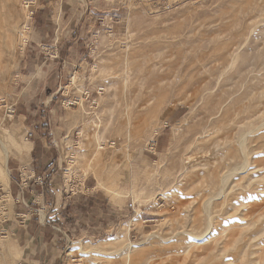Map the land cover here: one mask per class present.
I'll list each match as a JSON object with an SVG mask.
<instances>
[{
    "label": "rangeland",
    "instance_id": "rangeland-1",
    "mask_svg": "<svg viewBox=\"0 0 264 264\" xmlns=\"http://www.w3.org/2000/svg\"><path fill=\"white\" fill-rule=\"evenodd\" d=\"M0 27L7 165L36 136L17 110L52 98L53 191L117 211L56 264H264V0H1ZM8 196L0 185V264H18Z\"/></svg>",
    "mask_w": 264,
    "mask_h": 264
},
{
    "label": "crops",
    "instance_id": "crops-1",
    "mask_svg": "<svg viewBox=\"0 0 264 264\" xmlns=\"http://www.w3.org/2000/svg\"><path fill=\"white\" fill-rule=\"evenodd\" d=\"M38 15H41L40 18L46 16L42 12ZM46 23L39 20L38 24L44 33L50 30L46 27ZM51 99L39 103L34 99H28L23 108H17V112L23 114L21 115L23 121L27 118L33 119L27 129H32L36 134L35 141L30 143L32 148L28 153L27 163L22 164L19 160L12 159L7 165L6 194L10 196L15 207L6 235L12 239V244L21 250V257L16 260L18 264H56L59 250L70 244V238H75L73 232L80 231L82 236L93 230L97 231L98 235L101 232L106 234L110 228H113L111 226L113 222L106 218L117 213L110 211L109 203H106L103 194L95 193L71 201L61 192L53 191V188L57 187L55 183L59 176V159L52 150L50 151L52 140L46 132V124H41L39 121L41 118L39 111L51 112L47 107L51 104ZM25 173L26 178H23V183L20 184L18 177L20 174L24 177ZM36 177H41V186L38 185ZM24 179H28V182ZM20 200L24 207L16 206ZM34 204H37L38 210L33 211ZM19 209L25 213H18ZM117 218L119 215L116 216ZM78 222L91 224V227L88 225L79 227ZM37 256L45 258L36 261Z\"/></svg>",
    "mask_w": 264,
    "mask_h": 264
},
{
    "label": "bare ground",
    "instance_id": "bare-ground-1",
    "mask_svg": "<svg viewBox=\"0 0 264 264\" xmlns=\"http://www.w3.org/2000/svg\"><path fill=\"white\" fill-rule=\"evenodd\" d=\"M1 1V0H0ZM9 1V0H8ZM11 1V0H10ZM6 2V1H5ZM4 4V3H3ZM4 5H6V4H4ZM4 8H5V6H4ZM8 8V7H7ZM25 10L26 9H28V6L26 5L25 7ZM11 9V8H10ZM9 10V9H8ZM7 10V11H8ZM11 11V10H10ZM6 12V11H5ZM5 15V14H4ZM29 15V14H28ZM27 15V16H28ZM6 16V15H5ZM7 16H10L9 14H7ZM25 16V19H24V23L26 24L27 23V20H28V18L26 17V15H24ZM12 17V16H11ZM10 22V21H9ZM11 23V22H10ZM10 23H8V27H7V31H9V33L10 34H14V36L13 37H15V42H19V44H20V46L21 45H23V44H25V42H26V37H25V35L23 34V32L22 31H19L18 30V28L16 27V26H13V25H10ZM7 25V24H6ZM24 26V25H23ZM25 26H27V25H25ZM24 26V27H25ZM1 28V27H0ZM3 29V28H2ZM26 29V28H25ZM4 36V35H3ZM12 38V37H11ZM247 40V39H246ZM12 41V40H11ZM242 41V40H241ZM243 42V41H242ZM14 43V42H13ZM232 44V46H233V43H231ZM235 44V43H234ZM12 46V45H11ZM24 46V45H23ZM22 46V47H23ZM9 47V46H8ZM21 47V48H22ZM235 47H236V45H235ZM228 48H229V46H228ZM233 48H234V46H233ZM232 49V48H231ZM231 49H230V51H231ZM235 49V48H234ZM237 50V49H236ZM235 50V51H236ZM226 51V50H225ZM224 51V52H225ZM223 52V53H224ZM227 52H228V50H227ZM223 53H222V55H223ZM234 53H236V52H234ZM233 53V54H234ZM230 54V53H229ZM232 54V53H231ZM236 55V54H235ZM224 56V55H223ZM223 56H221L222 58H223ZM225 56H227L226 55V53H225ZM233 56V55H232ZM228 57V56H227ZM230 58H231V56H229ZM228 57V58H229ZM234 57V56H233ZM230 58H229V60H230ZM216 61H214V62H217V59H215ZM223 60V59H222ZM222 60H221V63H222ZM226 60V59H225ZM218 61H220V60H218ZM212 62V61H211ZM210 63V62H209ZM225 63H226V61H225ZM229 63H231V61H229ZM212 64H214V63H212ZM211 64V65H212ZM218 65L220 64V63H217ZM211 65H210V67H211ZM226 65L227 64H225L224 66L226 67ZM229 65V64H228ZM227 65V66H228ZM207 66V65H206ZM214 66H215V64H214ZM214 66H212V68H214ZM217 66V65H216ZM205 67V66H204ZM209 67V68H210ZM225 67H223V69L225 68ZM216 68H218L219 69V67L217 66ZM215 69V68H214ZM220 69H221V67H220ZM211 70V69H210ZM203 71V70H202ZM211 78V77H210ZM190 83H191V81H189ZM199 82V81H198ZM205 81L203 80V82L202 83H204ZM189 83V84H190ZM188 84V83H187ZM190 85H192V83L190 84ZM189 85V86H190ZM201 87V86H200ZM199 87V88H200ZM206 87V86H205ZM189 88L190 87H188V88H186V89H188L189 90ZM185 90V89H184ZM203 90V89H202ZM190 92H191V90H190ZM193 92V91H192ZM209 106V105H208ZM213 106V105H212ZM209 108V107H208ZM207 108V109H208ZM210 109V108H209ZM216 109H217V107H216ZM206 111V110H205ZM210 111V110H209ZM205 117H206V115H205ZM96 139V138H95ZM99 139H100V137H99ZM243 139V138H242ZM9 140H10V137H9ZM241 140V139H240ZM7 141V140H6ZM11 141V140H10ZM7 143V142H6ZM14 143H15V141H14ZM9 144V143H8ZM243 144V143H242ZM98 145V144H97ZM11 146V145H10ZM16 146V145H15ZM241 146V145H240ZM23 147H25V146H23ZM244 147V146H243ZM17 148H18V146H17ZM21 147H19V149H20ZM29 148V147H28ZM27 147L26 148H24L25 150L23 151L24 153L26 152V153H28L29 152V149H28ZM102 148H99L98 147V149H97V151H99V150H101ZM17 151H19V150H17ZM20 151H22L21 149H20ZM19 151V152H20ZM10 153H11V151H10V149H9V147L6 145V144H4V143H2V142H0V184L1 185H3L4 186V188L6 189L7 188V184H8V173H7V160L9 159V157H10ZM99 155V154H98ZM97 156V155H96ZM98 157V156H97ZM230 157V156H229ZM230 159H231V157H230ZM227 174V173H226ZM225 175V174H224ZM228 175V174H227ZM201 178V177H200ZM199 179V178H198ZM203 183V182H202ZM99 187H101V186H99ZM230 192V191H229ZM228 193V192H227ZM9 197V196H8ZM6 201V200H5ZM208 225V224H207ZM124 227H126V225L124 226ZM205 227H206V225H205ZM201 228V227H200ZM199 228V229H200ZM209 228V227H208ZM125 229H127V228H125ZM124 229V231H126ZM197 229V228H196ZM206 230H208V229H206ZM206 233V232H205ZM191 235V234H190ZM118 236V235H117ZM194 236V235H193ZM5 239V238H4ZM200 239V238H199ZM20 253H21V250L20 249H18V247H16V246H11L10 248H9V254L11 255V256H14V257H18L19 255H20ZM134 261V260H133Z\"/></svg>",
    "mask_w": 264,
    "mask_h": 264
},
{
    "label": "built area",
    "instance_id": "built-area-1",
    "mask_svg": "<svg viewBox=\"0 0 264 264\" xmlns=\"http://www.w3.org/2000/svg\"><path fill=\"white\" fill-rule=\"evenodd\" d=\"M142 1L152 3L156 0H142ZM11 114H13V111L11 112ZM32 136H33L32 133H30V132L26 133V138L30 139V138H32Z\"/></svg>",
    "mask_w": 264,
    "mask_h": 264
}]
</instances>
